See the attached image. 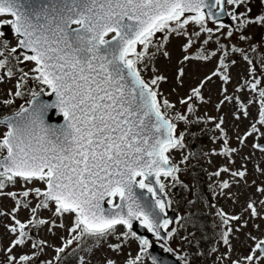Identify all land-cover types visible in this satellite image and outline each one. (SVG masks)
Masks as SVG:
<instances>
[{
    "label": "snow or ice",
    "instance_id": "snow-or-ice-1",
    "mask_svg": "<svg viewBox=\"0 0 264 264\" xmlns=\"http://www.w3.org/2000/svg\"><path fill=\"white\" fill-rule=\"evenodd\" d=\"M173 38L182 40L177 87L188 63L215 61L175 103L154 66L171 60ZM239 61L246 71L233 84ZM215 80L218 115L201 114ZM8 83L0 90V264H62L70 249L94 256L99 246L107 251L98 264H168L152 254L157 243L177 264H264V0H0V85ZM225 107L248 124L233 123L230 134ZM50 112L63 123H48ZM200 125L219 144L208 154L226 161L210 174L219 195L237 203L232 189L243 186L247 199L238 213L217 210L216 244L184 251L173 243L191 245L193 234L172 226L167 189L183 183L187 139Z\"/></svg>",
    "mask_w": 264,
    "mask_h": 264
},
{
    "label": "rangeland",
    "instance_id": "rangeland-1",
    "mask_svg": "<svg viewBox=\"0 0 264 264\" xmlns=\"http://www.w3.org/2000/svg\"><path fill=\"white\" fill-rule=\"evenodd\" d=\"M211 26V25H210ZM182 43V40L180 38H173L171 40V42L168 44V49L171 52V60H166L163 57H158L157 61L155 63V67L159 68L160 72L164 75H166L168 77L167 82H163L161 84V90L164 94L165 97H167L170 101L172 102H176V100L178 99V95H183L185 93V91H187L193 84H195L199 79L203 78L204 75L210 73L212 71V69L214 68L215 65V61L210 62V63H202V62H197V61H192L190 63L187 64L186 68H185V72L186 75L184 77V85L183 87H177L176 85V80H175V73H176V69L178 67V60L182 59L183 53L180 49V44ZM246 65L242 62L239 61L238 64L232 69V74L234 77L233 80V84H235L236 80L239 78L238 74L239 73H244L246 71ZM145 75L150 76L151 73L147 72L145 73ZM221 82L219 80H215L214 83H210L208 85V89H211L210 92L206 91L205 95H210L212 100L211 103L208 105H205L201 108V114L204 111H207L210 115H218V113L215 111L214 109V104L217 102L218 99V94H219V88H220ZM30 86H34V85H30ZM13 84L12 83H8L5 85H0V90H5L8 88H12ZM176 87L177 88V93L173 92L172 89ZM229 91L231 92L233 85H229ZM170 90V91H168ZM26 100L28 98V96L24 97ZM23 98V101H24ZM21 101V98H16V105L14 107H19L20 104H18ZM5 111H7L5 109ZM224 112L228 114V129H229V133L233 134L234 133V129L232 128V124L233 123H238L240 124L241 129H243L247 124L248 121L244 120L243 122L240 121H233L232 117H231V112L230 109L225 107L224 108ZM253 114L255 115V108L252 109ZM211 125H208L207 127H209ZM183 127V126H181ZM206 127L205 125H200L197 128H194L193 131H195L196 133H200L201 131H199L200 128ZM211 133L206 134L203 136V140H207L208 142L205 144L202 141H198L196 144H193V149H201L203 151H212L213 149H216V151H219V144H213L212 140H211ZM188 142V140H187ZM233 146H236V141L233 139L232 141ZM187 150H185L186 152ZM243 152H247L248 149H243ZM186 154V153H185ZM177 159H179V156H177ZM226 163L225 158L222 156H218V155H207L206 160L202 161L201 166L203 167V169L205 170V174H209V172H214L216 171L218 166H222ZM237 166L239 165L240 161L239 158H237ZM189 166H187L186 168H188ZM189 176H186V174H183L182 176H180V180L185 183L187 181V179H189ZM209 183H213L217 178L216 177H212L209 174ZM223 178L227 179V176H224ZM170 183V182H169ZM186 185V184H185ZM188 187H184L182 184H180V188L181 190H183V192H178L176 190L173 191V195L170 197V199L173 201L172 204V208L177 211H179V215L177 217H188L190 216L188 214V206L190 204L195 203L194 202V195H195V191L193 189H191L190 185H187ZM171 188V186L169 185L168 190ZM220 191V190H219ZM168 192V191H167ZM232 192L234 194H236L239 197V200L237 203H233V200L225 197V196H221V195H217L218 197V201L219 204H217L219 207H221L222 205L224 207H226L228 209L229 213H238L241 209V207L244 205L245 200L247 199V193L245 192L243 186L236 188L233 187ZM192 194L191 198H189V196ZM4 205L6 206H10L12 201L11 200H5ZM177 217L174 220V224L172 226H175L179 229L180 235H188L189 233H191L193 230L192 228H187V231L185 229H182L180 227V222H177ZM214 219L211 218L210 222H213ZM210 222L206 219L203 220L200 224H199V228H201L204 231H208L210 229ZM0 230H2V228H0ZM249 229H245V231H248ZM62 234L61 232H57V237ZM257 234V233H254ZM199 234L195 233L191 236H189V240L198 237ZM241 236V240H243V234H240ZM57 237H52V236H48L47 238L50 239L53 243L58 244L60 241L58 240ZM185 242L181 241L179 239V237H177L176 241L173 243V247H185ZM94 244L89 245L90 248H95L93 247ZM97 247V246H96ZM135 247V245H133V248ZM236 247L238 251H242L243 247L241 244L236 243ZM208 247L206 246L204 249H207ZM69 252L71 251L68 250ZM106 246H99V251H97L95 253L94 256L90 255L88 253L87 250L85 251H76V254H68L67 256H65L63 258L62 264H80V257H83L85 260H90L91 264H98L99 258L100 256L106 252ZM54 255V252L52 250L48 251V255L47 258H52V256ZM108 255H113L111 252H108ZM210 261V260H209ZM146 264H151L150 261H146Z\"/></svg>",
    "mask_w": 264,
    "mask_h": 264
},
{
    "label": "water",
    "instance_id": "water-1",
    "mask_svg": "<svg viewBox=\"0 0 264 264\" xmlns=\"http://www.w3.org/2000/svg\"><path fill=\"white\" fill-rule=\"evenodd\" d=\"M224 19H225V23H229L230 22V21H228L227 18H224ZM44 99H48V98H44ZM48 123L59 125V124L63 123V119L60 116L56 115L55 113L50 112L49 113V117H48ZM145 195L147 196L148 194L145 193ZM171 217L172 216H170V218ZM136 231L138 233L142 234V235H149L150 236L149 233H147L143 228H140L138 226L136 227ZM152 254L157 256V257L163 258L164 260H166L168 262V264H177V260H175L174 257H172L170 254L164 253L159 245H156L152 249Z\"/></svg>",
    "mask_w": 264,
    "mask_h": 264
},
{
    "label": "trees",
    "instance_id": "trees-1",
    "mask_svg": "<svg viewBox=\"0 0 264 264\" xmlns=\"http://www.w3.org/2000/svg\"><path fill=\"white\" fill-rule=\"evenodd\" d=\"M187 140H189V144H194L196 141H202V140L200 139V137L197 136V135H196L195 138H193V137H188ZM209 260H210V259L208 258V261H209ZM199 263H200V264H204V258H200V259H199ZM209 264H210V261H209Z\"/></svg>",
    "mask_w": 264,
    "mask_h": 264
}]
</instances>
